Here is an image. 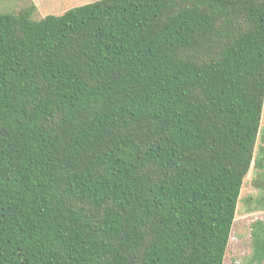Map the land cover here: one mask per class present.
I'll use <instances>...</instances> for the list:
<instances>
[{
  "label": "trees",
  "instance_id": "trees-1",
  "mask_svg": "<svg viewBox=\"0 0 264 264\" xmlns=\"http://www.w3.org/2000/svg\"><path fill=\"white\" fill-rule=\"evenodd\" d=\"M35 11L0 12V264H225L264 112V0Z\"/></svg>",
  "mask_w": 264,
  "mask_h": 264
},
{
  "label": "rangeland",
  "instance_id": "rangeland-1",
  "mask_svg": "<svg viewBox=\"0 0 264 264\" xmlns=\"http://www.w3.org/2000/svg\"><path fill=\"white\" fill-rule=\"evenodd\" d=\"M96 0H0V12L18 13L36 7L34 19L61 15L67 10ZM254 162L245 179L230 237L225 264H252L257 242L264 241V112L255 147Z\"/></svg>",
  "mask_w": 264,
  "mask_h": 264
}]
</instances>
